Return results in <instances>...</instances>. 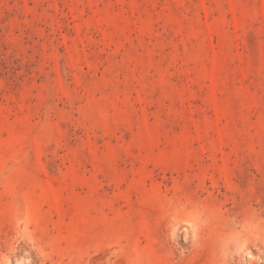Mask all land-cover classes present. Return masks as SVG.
Here are the masks:
<instances>
[{
  "label": "rangeland",
  "instance_id": "obj_1",
  "mask_svg": "<svg viewBox=\"0 0 264 264\" xmlns=\"http://www.w3.org/2000/svg\"><path fill=\"white\" fill-rule=\"evenodd\" d=\"M0 264H264V0H0Z\"/></svg>",
  "mask_w": 264,
  "mask_h": 264
}]
</instances>
